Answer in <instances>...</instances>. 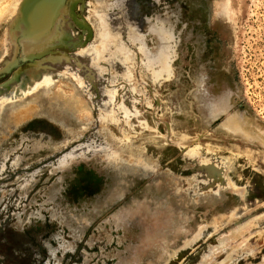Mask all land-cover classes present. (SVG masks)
<instances>
[{
  "label": "rangeland",
  "instance_id": "374dc122",
  "mask_svg": "<svg viewBox=\"0 0 264 264\" xmlns=\"http://www.w3.org/2000/svg\"><path fill=\"white\" fill-rule=\"evenodd\" d=\"M31 1L0 36V264H264V0Z\"/></svg>",
  "mask_w": 264,
  "mask_h": 264
},
{
  "label": "bare ground",
  "instance_id": "6f19581e",
  "mask_svg": "<svg viewBox=\"0 0 264 264\" xmlns=\"http://www.w3.org/2000/svg\"><path fill=\"white\" fill-rule=\"evenodd\" d=\"M33 1H38V0H32L31 2H33ZM20 2H21V0H0V36H1V38H2V40L1 41H3L4 42V44H5V51L3 52V53H7L8 55H10V56H12L13 55V51L15 50V48H16V46H15V43L13 44V42H12V39H11V37H10V34L9 33H11V31L13 30V28H14V26L12 25V24H15V19H16V17L18 16V14L16 13V11H17V7H18V5L20 4ZM21 4H23V3H21ZM65 5V7H66V4H64ZM68 5V4H67ZM63 7V6H62ZM65 7L64 8H61L63 11H64V14L66 15V12H67V10L65 9ZM67 8H68V6H67ZM66 10V11H65ZM69 10V9H68ZM18 11H20V9L18 10ZM21 12V11H20ZM20 12H19V14H20ZM60 12V11H59ZM69 12V11H68ZM67 12V13H68ZM22 13V12H21ZM62 13V12H61ZM63 15V14H62ZM67 17V16H66ZM37 19H39L40 18V20H43L44 21V23H43V26L42 27H44V25H46V23H47V14L46 13H42L41 14V16H37L36 17ZM60 18H62V17H60ZM19 20V19H18ZM63 21V20H62ZM46 22V23H45ZM57 22V21H56ZM66 22V21H65ZM55 23V22H54ZM63 23V22H62ZM59 24V23H58ZM66 24H67V22H66ZM61 25V24H60ZM64 25H65V23H64ZM3 26H5V27H3ZM58 26V25H57ZM57 26L56 25H54V29H53V31H51V33L49 32V34H48V36H46L47 38H48V40L49 39H51V37H52V34L54 33H59L58 31H57ZM16 28V27H15ZM62 29H64V27H61ZM59 29H60V27H59ZM62 29H60V31H62ZM66 30V29H65ZM50 31V30H49ZM57 31V32H56ZM16 32H17V30H16ZM62 32H64L65 33V31H62ZM61 33V32H60ZM73 33V32H72ZM2 34V35H1ZM9 34V35H8ZM61 34H63V33H61ZM74 34V33H73ZM45 35V34H44ZM64 35V34H63ZM67 35V34H66ZM66 35L65 36H63L62 38H64L65 37V39H62L61 38V36L59 35L58 36V38L60 37L63 41L64 40H67L66 38L68 37V35H67V37H66ZM43 38L42 39V41L43 40H47V38ZM55 37H57V35L55 36ZM29 38V37H28ZM54 38V37H53ZM61 39H59V40H61ZM37 40V39H36ZM53 40V39H52ZM61 40V41H62ZM25 41V40H24ZM68 41V40H67ZM35 42V41H34ZM43 42H45V43H47V41H43ZM49 42H51V41H49ZM40 43H42L41 41H40ZM44 43V44H45ZM3 44V45H4ZM15 46H13V45ZM30 44H32V43H30ZM30 44H28V46L30 45ZM48 44V43H47ZM46 44V45H47ZM11 46H12V48H11ZM31 46V45H30ZM30 46H29V49H30ZM41 46H43V45H41ZM32 47H33V45H32ZM34 48V47H33ZM42 48V47H41ZM24 50H25V48H24ZM26 51V50H25ZM4 55L0 60V62H7L8 61V59L10 58V57H8V55ZM53 58H55V57H53ZM60 60V59H59ZM51 61V60H50ZM11 62V61H10ZM5 64V63H4ZM61 64V63H60ZM54 65V64H53ZM56 66V65H55ZM30 71V70H29ZM30 72H33V70L32 71H30ZM30 72L28 73V75H29V78L27 77V75H26V77H27V79L25 78V79H21L20 81H19V83H16V85H19L17 88H15V91H14V93H13V96H14V94L16 93L17 95H20V96H22V98H24L23 96H25L24 94H27L26 92H30L31 93V87L32 86H34V83L36 82V81H38V76H39V74L37 73V74H34V76H32L33 74H31V76H30ZM27 73V72H26ZM36 73V72H35ZM15 75V74H14ZM25 76V75H24ZM22 77V76H21ZM10 81H12V80H10ZM40 82H41V80H40ZM40 82L38 83V85L40 84ZM48 83V82H47ZM14 84V83H13ZM27 85V86H26ZM15 86V85H14ZM47 87L49 88V85H47ZM35 88V87H34ZM19 89V90H18ZM0 90H3V89H0ZM47 90V89H46ZM4 91V90H3ZM18 91H20V93L18 94L17 92ZM1 92V91H0ZM29 94V93H28ZM31 96V95H30ZM17 96H15V98H16ZM21 99V98H20ZM1 100H3V95H2V93L0 94V101ZM2 102V101H1ZM18 106V105H17ZM31 107V106H30ZM32 108V107H31ZM29 109V108H28ZM16 111V110H15ZM19 112V111H18ZM16 113V112H15ZM21 113V112H20ZM23 114H28V110H24L23 112H22ZM6 115V114H5ZM11 116V115H10ZM17 117H19V115L17 116ZM15 120H16V118H15ZM18 120V119H17ZM235 127H237V125H235ZM239 127H240V124H239ZM244 129V128H243ZM243 131V130H242Z\"/></svg>",
  "mask_w": 264,
  "mask_h": 264
},
{
  "label": "clouds",
  "instance_id": "9594fccd",
  "mask_svg": "<svg viewBox=\"0 0 264 264\" xmlns=\"http://www.w3.org/2000/svg\"><path fill=\"white\" fill-rule=\"evenodd\" d=\"M209 80L210 77L208 73L206 71H202L196 78V87L202 109L206 113L207 117L211 119L213 116L218 115L220 110L224 107L230 90L216 94L212 91Z\"/></svg>",
  "mask_w": 264,
  "mask_h": 264
},
{
  "label": "water",
  "instance_id": "95a60500",
  "mask_svg": "<svg viewBox=\"0 0 264 264\" xmlns=\"http://www.w3.org/2000/svg\"><path fill=\"white\" fill-rule=\"evenodd\" d=\"M31 25V24H30Z\"/></svg>",
  "mask_w": 264,
  "mask_h": 264
}]
</instances>
